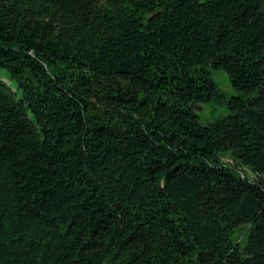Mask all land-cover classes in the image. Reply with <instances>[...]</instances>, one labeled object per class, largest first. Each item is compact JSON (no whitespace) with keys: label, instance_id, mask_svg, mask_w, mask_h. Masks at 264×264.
I'll return each mask as SVG.
<instances>
[{"label":"trees","instance_id":"1","mask_svg":"<svg viewBox=\"0 0 264 264\" xmlns=\"http://www.w3.org/2000/svg\"><path fill=\"white\" fill-rule=\"evenodd\" d=\"M0 264H264V0H0Z\"/></svg>","mask_w":264,"mask_h":264},{"label":"rangeland","instance_id":"2","mask_svg":"<svg viewBox=\"0 0 264 264\" xmlns=\"http://www.w3.org/2000/svg\"><path fill=\"white\" fill-rule=\"evenodd\" d=\"M213 79L219 85L221 91L225 97L236 94L238 91L231 88L227 75L223 70L214 69L212 70ZM223 97H220L219 100H223ZM226 112L225 108L218 100L210 101L203 105L201 110L198 112L200 119L202 121L212 120L214 118L224 115ZM223 160H228L227 157H223Z\"/></svg>","mask_w":264,"mask_h":264},{"label":"water","instance_id":"3","mask_svg":"<svg viewBox=\"0 0 264 264\" xmlns=\"http://www.w3.org/2000/svg\"><path fill=\"white\" fill-rule=\"evenodd\" d=\"M196 110H200V108L199 107H194Z\"/></svg>","mask_w":264,"mask_h":264}]
</instances>
